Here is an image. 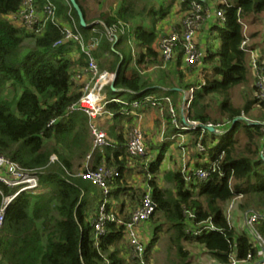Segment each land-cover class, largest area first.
Wrapping results in <instances>:
<instances>
[{"label":"trees","instance_id":"16d2710c","mask_svg":"<svg viewBox=\"0 0 264 264\" xmlns=\"http://www.w3.org/2000/svg\"><path fill=\"white\" fill-rule=\"evenodd\" d=\"M75 1L87 26L81 25L70 0H34L41 18L32 28L10 19L21 8L22 0H0V155L26 171H35L39 181L36 192L19 193L5 209L0 264H126L124 223L147 190L156 208L147 220L152 236L145 247L146 261L158 232H169V245L180 257L187 254L183 242L202 245L219 264H228L232 254L243 260L251 251L256 257L250 235L229 226L224 207L241 196V210H253L262 216L256 228L264 238V160L260 157L264 120L257 123L242 117L258 100L239 108L230 96L231 90L246 83L253 71L249 54L241 48L245 39L241 20L249 18L263 25L262 31L247 36H260L258 43L248 48L260 49L257 66L264 73V0H224L217 6L223 11L224 21L212 20L204 28L206 43L199 44L203 62L215 64L217 69L215 77L206 79L194 91L186 119L200 126L191 131L176 127L169 111L172 107L177 124L183 123L180 101L183 91L192 85L191 79L175 84L166 74L154 79L133 74V67L164 65L155 47L158 24L168 16L175 0H116L106 9L99 7L92 16L89 4L93 2ZM191 1L178 0L183 15ZM47 2L55 7L54 19H45L43 7ZM94 2L103 5L102 0ZM67 24H74L85 48L91 47L99 70L115 72V93H136L130 103L146 96L157 99L156 106L148 103L143 110L155 116L156 128L165 124L163 139L154 143L145 140L146 155L155 156L147 160L145 156L131 158L126 148V135L134 121L129 114L131 106L106 104L105 111L111 116L106 115L101 126L111 145L93 152L89 164L91 168L103 164L118 170V176L107 181L106 208L122 223L107 221L101 235H96L91 221L104 194L77 176L91 150L89 118L81 111L66 116L69 106L81 95L82 85L74 81V74L88 65L89 58L77 42L56 45L63 39ZM127 47L137 50L128 59L123 54ZM180 65L178 56L172 66ZM109 89L105 87L104 92ZM208 123L219 125L221 132L206 130ZM175 133L186 136L183 145L177 142L176 146L186 163L175 158L170 168L162 169L170 146L176 143L171 138ZM198 143L203 151H198ZM52 155L57 159L51 161ZM203 167L209 168V175L199 179L195 172ZM132 171L141 174L142 185L128 184L126 177ZM0 191L1 208L3 198L14 190L0 183ZM207 222L215 229L200 231Z\"/></svg>","mask_w":264,"mask_h":264},{"label":"built area","instance_id":"2783aa9c","mask_svg":"<svg viewBox=\"0 0 264 264\" xmlns=\"http://www.w3.org/2000/svg\"><path fill=\"white\" fill-rule=\"evenodd\" d=\"M224 2V1H222ZM189 11L187 15L184 16L183 21L180 23L178 29H174L165 36H163L158 42L157 50L159 51L164 65L161 69L165 73H176L183 78L179 72L188 68L189 76L191 77L190 87H188L182 93L180 101V113L183 116V123L177 124L175 118V112L170 107L169 111L173 117L172 123L178 127L181 131H191L195 130L200 126L198 122L189 121L186 119L187 111L190 104L193 101V95L196 88L200 84H203L206 79H212L215 77L217 66L215 64H206L203 62L204 52L198 45L195 40L197 32L200 30V24L204 20V13L202 8V3L197 0H192L189 5ZM55 7L47 2L43 7V14H45V19H54ZM208 14H206L207 16ZM205 16V17H206ZM41 15L37 12L34 7V0H22L21 8L17 13L10 17L14 23L18 25H23L27 28H32V26L40 21ZM211 18V19H210ZM208 22L212 20L219 19L224 21L223 11L221 9L213 10V16L209 15ZM207 22V23H208ZM243 23L242 21H240ZM245 25L243 23V33L245 36L244 41H242L241 48L247 51L250 58V65L256 74L258 92L260 96V102L264 104V73L263 70L259 69L257 66V53L250 50L249 47V37L246 35ZM204 30V29H203ZM63 39L58 41L56 45H60L65 41H74L81 45V50L88 56L89 61L88 65L82 68L80 71H77L74 74V81L81 84V95L77 102L69 106L66 116L74 111L84 112L89 118V131L92 137L91 150L86 155L84 160L83 169L77 174L82 179L90 181L93 185L99 187L103 194L104 199L98 206V211L95 218L91 221L96 235H101L105 233L104 226L107 221H116L117 223H122L118 220L113 212H108L106 204L109 200L106 198L109 193V186L107 181L112 177L118 176V170L115 168L107 167L103 164L98 165L95 168H91L89 161L91 160L93 152L102 149L105 146H110L111 143L108 140L106 132L103 128L100 127L98 119L102 115L111 116L110 113L105 111V106L109 102H121L124 105H130L131 110L129 114L134 116L133 124L129 127L127 132V153L131 158H141L146 155V145H145V136L143 130L141 129L139 121L142 118L141 111L143 107L148 103L151 106L157 105V99L152 98L151 96H146L143 100H135L130 103L129 100H125L118 97H108L104 92V88L110 86L115 79V72L111 71H100L97 67V64L90 53L91 47L85 48L82 44V37L80 33L76 30L74 24H67L63 27ZM110 35L113 36L111 32ZM180 56L181 65L179 68L165 69L167 63H172L176 58ZM135 72L133 74L145 73L143 68H134ZM173 70V71H172ZM184 73V72H183ZM133 95L136 93L131 92ZM259 98V97H258ZM166 101H169L168 98H165ZM214 127L216 133L221 131L218 129V126H214L210 123L206 124L204 128ZM207 130V129H206ZM177 135L171 136V138H180V133H175ZM198 151H203L204 147L201 143L197 144ZM185 156V155H183ZM260 157L264 160V143L260 151ZM56 156L52 155L50 157L51 161L56 160ZM184 162V158L182 159ZM214 169L210 167V169ZM209 169V168H208ZM208 169L199 168L196 170L195 175L199 179H206L209 175ZM0 183L14 190L10 195H7L3 198L2 206L0 208V230L4 221V212L8 204L16 197L19 193L22 192H36L39 187L38 177L36 172H30L22 169L16 162L9 160V158L0 155ZM1 193V191H0ZM241 197V196H239ZM156 204L151 198L149 190L146 191L145 195L142 197L140 204L134 209L130 218L125 225V234L127 238V247H125V254L131 259L135 264H145V242L142 238V228L141 225L145 223L150 216L155 211ZM189 218H192L193 215L189 213ZM227 219V218H226ZM262 219V216L253 210L246 212L243 220L249 235L251 237L252 246L257 253L256 257L250 251L246 258L239 260L234 254L230 256L228 264H264V238L257 231V224L259 220ZM228 221V220H227ZM230 226V223L228 221ZM231 227V226H230ZM215 227L207 222V225L202 227L201 230H214ZM145 243V244H144ZM218 263V262H217ZM219 264V263H218Z\"/></svg>","mask_w":264,"mask_h":264},{"label":"rangeland","instance_id":"374dc122","mask_svg":"<svg viewBox=\"0 0 264 264\" xmlns=\"http://www.w3.org/2000/svg\"><path fill=\"white\" fill-rule=\"evenodd\" d=\"M91 2H93L94 4H89L91 6V15H94L95 13H97L99 11V9L102 7V9H106L107 4L109 2H113V4H115L116 0H102L103 1V5L99 6L97 5L94 0H90ZM224 0H202V8H203V13H204V20L203 22L200 24V30L197 32L195 40L196 42L199 44H205L206 43V33L205 30H203L204 28L206 29L208 26V20L209 19V15H211V17L213 16V10H218L219 8L217 7L219 3H221ZM178 0L174 1V6L171 8L168 16L163 19V21L161 23L158 24V39L155 43V47H158V42L160 41V39L165 36L166 34H168L169 32H171L172 30L176 29V26L183 21L184 16L187 15V13H185L183 15V13L181 12V10L178 8ZM225 2V1H224ZM100 7V8H99ZM206 14H208L206 16ZM206 16V17H205ZM244 25H245V33L246 35H251L252 33L256 32L257 30L262 31L263 30V25H261L260 22H256V23H252L251 19L247 18L245 20H241ZM208 22V23H207ZM178 29V28H177ZM113 34V31H110ZM114 35V34H113ZM260 39L259 37H256L254 39H249V45H251V43L256 42L258 43ZM260 49H256L254 53H259ZM123 54L125 56L126 59H128L131 55L137 53L136 49H133V47H127L125 50H123ZM97 67L99 69V63L95 60ZM172 63H167L165 65V69H172L175 70V67L172 66ZM145 68V67H149L151 68L148 71H145V73H160V70H162L164 73V70L161 69L160 66L157 65H149V66H142V67H133V68ZM148 69V68H147ZM172 70V71H173ZM189 69L184 67V69L181 70V73H188ZM180 73V72H179ZM250 76L248 78V81L244 84H240L237 85L236 87H234L231 90L230 96H231V100L233 102V104L239 108H243L247 103H249L250 101H253V99H255L257 101V103H252L250 104V108L248 110V113H244L242 114V117L244 119H249L254 120L257 123H260L259 119L264 120V104H260L259 100H260V96H259V92H258V85H257V78L254 75L253 71L250 70ZM187 81H189V79L187 78L186 83H188ZM253 86L256 88V90L253 89ZM106 95L108 97H118V98H122L125 100H129L130 98L133 97L132 93H129L127 91H124L122 93H115L112 90H106ZM259 97V98H258ZM261 101V100H260ZM106 115H102V117H100L98 119V122L101 124V122L105 120ZM149 117V121H151L150 123L148 122V119H145V122L143 120L141 126V129L143 130L144 136H145V140L147 141L148 139L150 141H152L154 143L157 142L158 137L159 139H163V132L159 131L158 128H155V130H151V131H147V129L153 128L150 124L155 123V116L151 115L150 113L148 114ZM153 119V122H152ZM253 121V122H254ZM262 122V121H261ZM150 125V126H147ZM102 127V126H101ZM156 129L158 131H156ZM164 128H161L160 130H162ZM147 131V132H146ZM150 132H152L150 134ZM147 133V134H146ZM184 135V134H182ZM156 136V137H155ZM126 138H128V134L126 135ZM157 139V140H156ZM182 144L184 140L183 139H178L176 140V143L174 145L170 146V152L167 154V158L166 161L169 165V167L171 166V163L173 160H175V158H179V163L180 160L184 158V156H182L181 154H179V152L176 149V146H179ZM159 143V141H158ZM155 156L154 153L150 154V155H145V159H152ZM186 159L184 160V162H182V164L186 163L185 162ZM142 162V161H141ZM144 162V159H143ZM162 169H166L164 163L162 165ZM127 182L130 185H135V186H140L142 185L143 181H142V176L141 174H137L132 172L130 175H128L127 177ZM122 200V196H119L118 201L120 202ZM241 200L240 197H236L231 199L230 201L226 202L225 207H224V215L226 216L227 220L230 223V226L236 231V232H243L246 231V233L249 235V232L247 231L245 225L243 224V220H244V216L246 214V212H244L243 210H241L238 207L239 201ZM142 228V238L144 240L145 243H148L150 241V238L152 236V225L150 223V221H147L145 223H143L141 225ZM169 236V232H158V236L156 241L154 242L152 248L150 249L149 253L147 254V261L145 259V264H218L217 261L215 259H213L205 250V248L202 245L199 244H190V243H186L183 242V246L185 249V252L187 253L186 256L184 257H180L175 249H172L169 245L168 242V237ZM144 243V244H145ZM146 247V244H145ZM124 261L126 264H135L131 261V259L128 257V255L125 254L124 252ZM147 262V263H146Z\"/></svg>","mask_w":264,"mask_h":264},{"label":"crops","instance_id":"0c3cea01","mask_svg":"<svg viewBox=\"0 0 264 264\" xmlns=\"http://www.w3.org/2000/svg\"><path fill=\"white\" fill-rule=\"evenodd\" d=\"M73 56L75 57L76 56V53L75 54H73ZM148 68V69H147ZM152 68V67H151ZM151 68H149V67H146V71H148V70H150ZM160 71H162V70H160ZM160 74H166L168 77H169V79L172 81V82H174L175 84L176 83H179V81H186V79L188 78V79H191V77L189 76V73H179L183 78H180V76L178 75V74H176V73H141V75L142 76H151V78L152 79H154L153 77H155L156 75H160ZM159 82H161V80H159ZM150 112H146V111H144V110H142L141 111V114H142V118H141V120L139 121V123H140V125L142 124V122H143V120H144V122H145V119H148V122L150 123L151 121H149L150 119H149V117H148V114H149ZM151 115H153L152 113H150ZM135 121V120H134ZM152 122H153V119H152ZM99 123V122H98ZM99 125H100V127H101V124L99 123ZM153 128H151L150 127V129H147V131H151V130H155V125H154V123L153 124H150ZM150 125H147V126H150ZM102 128V127H101ZM161 128H164L165 129V124H163L162 125V127ZM164 129H162V130H160L159 129V131H164ZM146 131V132H147ZM156 131H158L157 129H156ZM152 132H150V134H151ZM156 137V136H155ZM178 139H186V136H184V135H182L180 138H176V140H178ZM157 140V139H156ZM158 140H159V137H158ZM168 153H169V151H168ZM164 165H165V167L166 168H170L169 167V165H168V163H167V161L165 160L164 162ZM163 165V164H162ZM133 172V171H132ZM131 172V173H132Z\"/></svg>","mask_w":264,"mask_h":264},{"label":"water","instance_id":"95a60500","mask_svg":"<svg viewBox=\"0 0 264 264\" xmlns=\"http://www.w3.org/2000/svg\"><path fill=\"white\" fill-rule=\"evenodd\" d=\"M71 1V3L73 4V6H74V8L76 9V11H77V13H78V15H79V18H80V23H81V25L82 26H87V24H86V22H85V19H84V16H83V14H82V11H81V9H80V7L78 6V4L76 3V1L75 0H70ZM110 87L112 88V90L114 91V92H116V90L114 89V84L112 83L111 85H110ZM238 119V118H237ZM237 119H235L234 121H236ZM209 132H211V133H216L217 131H216V129L214 128V127H207L206 128Z\"/></svg>","mask_w":264,"mask_h":264},{"label":"bare ground","instance_id":"6f19581e","mask_svg":"<svg viewBox=\"0 0 264 264\" xmlns=\"http://www.w3.org/2000/svg\"><path fill=\"white\" fill-rule=\"evenodd\" d=\"M182 134H183V133H180L179 136H182ZM174 135H177V134H173V136H174Z\"/></svg>","mask_w":264,"mask_h":264}]
</instances>
